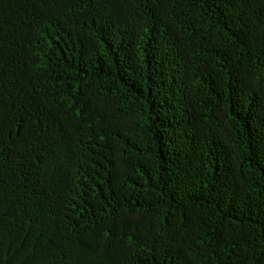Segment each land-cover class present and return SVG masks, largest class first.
I'll return each mask as SVG.
<instances>
[{
    "label": "trees",
    "instance_id": "obj_1",
    "mask_svg": "<svg viewBox=\"0 0 264 264\" xmlns=\"http://www.w3.org/2000/svg\"><path fill=\"white\" fill-rule=\"evenodd\" d=\"M0 264H264V0H0Z\"/></svg>",
    "mask_w": 264,
    "mask_h": 264
}]
</instances>
